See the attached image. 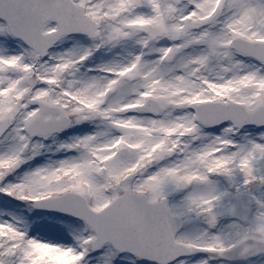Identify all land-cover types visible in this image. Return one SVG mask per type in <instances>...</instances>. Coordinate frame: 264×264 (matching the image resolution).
Instances as JSON below:
<instances>
[{"label": "snow or ice", "instance_id": "6c2138e0", "mask_svg": "<svg viewBox=\"0 0 264 264\" xmlns=\"http://www.w3.org/2000/svg\"><path fill=\"white\" fill-rule=\"evenodd\" d=\"M0 264H264V0H0Z\"/></svg>", "mask_w": 264, "mask_h": 264}]
</instances>
